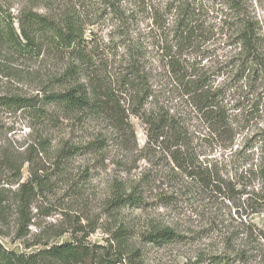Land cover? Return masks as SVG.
Segmentation results:
<instances>
[{
	"label": "trees",
	"instance_id": "obj_1",
	"mask_svg": "<svg viewBox=\"0 0 264 264\" xmlns=\"http://www.w3.org/2000/svg\"><path fill=\"white\" fill-rule=\"evenodd\" d=\"M28 2L15 13L10 0H0V56L27 62L55 56L63 68L43 94H0L1 111L27 115L45 134L26 152L40 153L49 132L66 122H104L106 133L83 147L63 143L57 155L63 163L102 154L115 142L130 147L137 142L135 119L146 135L135 150L150 168L137 181L117 182L112 209H142L150 199L177 207L182 197L223 207L249 225L247 235L263 243L264 253V22L255 0H69L54 14H42L40 0ZM19 162L5 154L0 164L15 174L7 185H19L7 190L0 180V237L12 219L18 239L30 234L47 180L31 168L20 184L22 165L31 160ZM252 216L262 217V227L251 226ZM126 233L104 245L88 235L39 240L26 246H39L28 254L0 241V264H144ZM146 241L163 247L186 237L162 230ZM208 261L237 259L201 262Z\"/></svg>",
	"mask_w": 264,
	"mask_h": 264
},
{
	"label": "rangeland",
	"instance_id": "obj_2",
	"mask_svg": "<svg viewBox=\"0 0 264 264\" xmlns=\"http://www.w3.org/2000/svg\"><path fill=\"white\" fill-rule=\"evenodd\" d=\"M67 1L40 0L39 10L42 14H54ZM255 2L264 22V0ZM10 3L15 13L29 5L28 0H10ZM62 68L63 61L55 56L31 62L9 55L0 56V94H43L54 88V80L61 74ZM31 123L27 115L0 110V164L5 154H13L20 161L17 166L24 160H31L22 165L20 184L27 182L31 168L47 179L42 195L34 204L37 209L33 214L37 216L32 220L34 226L30 227V234L18 239L14 219L9 228L3 229L6 235L0 237V241L8 250L28 254L39 246H26L39 240L43 243H62L86 235L90 242L104 245L115 240L114 236L123 230L127 232L125 237L129 239L133 251L138 253L137 258L144 264H210L209 261H201L216 256L236 258L234 264H264V253L260 252L262 242L248 236L249 225L243 226L240 218L235 216L232 219L226 208L209 207L182 197L177 207L152 204L154 199H150L151 205L142 209H112L117 182L128 184L137 181L150 168L135 150L136 144L140 150L146 143L145 131L139 121L133 120L137 142L130 147L115 142L102 154L82 155L65 163L57 158L63 143L83 147L101 131L106 133V124L97 122L83 126L66 122L49 132L48 141L40 153L34 149L29 154L26 152L29 145L37 143L36 140L44 134L40 133V129L32 128ZM1 168V182H6L7 190H16L19 185H7L15 174ZM8 209L13 216L14 212L10 207ZM247 221L251 226L262 227L263 224L261 216H252ZM162 230H172L186 237V241L163 247L146 241L148 235ZM61 233L63 235L57 237ZM243 254L245 257L242 259L239 256Z\"/></svg>",
	"mask_w": 264,
	"mask_h": 264
}]
</instances>
